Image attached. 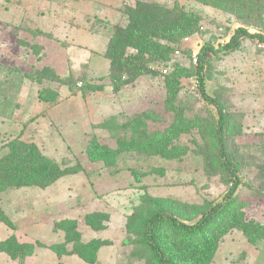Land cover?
Masks as SVG:
<instances>
[{"label": "rangeland", "instance_id": "rangeland-1", "mask_svg": "<svg viewBox=\"0 0 264 264\" xmlns=\"http://www.w3.org/2000/svg\"><path fill=\"white\" fill-rule=\"evenodd\" d=\"M137 3L180 8L198 25L189 45L185 37L167 45L166 59L150 63L148 73L114 94L109 80H90L88 71L97 76L98 65L104 69L107 43L117 26H126L125 9ZM238 28L264 35L196 0H0V157L20 139L66 172L49 188L0 195L15 227L0 223V243L15 236L20 244L42 245L24 259L0 252V264H85L55 226L65 220L76 222L83 244L98 241L94 264H152L139 254L155 214L193 224L220 202L229 186L216 163L217 115L200 97L190 55L208 43L225 46ZM240 41L234 52L207 58L203 76L207 93L228 114V144L242 178L235 204L260 227L248 226L256 231L251 239L231 229L212 245L199 241L200 262L213 251L210 264H264V44ZM98 85L108 95L87 92ZM95 141L113 152L107 161L114 164L90 160ZM170 235L163 231L167 247ZM76 237L70 240L78 243Z\"/></svg>", "mask_w": 264, "mask_h": 264}, {"label": "trees", "instance_id": "trees-1", "mask_svg": "<svg viewBox=\"0 0 264 264\" xmlns=\"http://www.w3.org/2000/svg\"><path fill=\"white\" fill-rule=\"evenodd\" d=\"M196 1L225 11L246 26L264 29V0ZM124 14L127 18L126 26L115 28L104 53V57L110 62L107 79L114 93H119L125 86L133 85L148 73L150 63L166 59L171 50L168 47L169 44H176L180 39L189 36L198 25L197 18L187 16L180 8L167 9L154 3H137L135 7L126 8ZM241 38L257 39L264 44V35L251 34L245 28H238L223 47L215 49L210 43L205 44L200 52L198 66L200 97L206 105L215 109L217 115L214 129L216 163L220 168L218 172L229 186L228 191L220 202L210 205L193 224L181 222L167 213L155 214L148 221L143 250L139 254V258L142 259L146 256L151 257L152 264H210L213 251L211 250L206 260L200 262L201 255L199 257L197 255L199 241L205 243L206 246L210 243L212 245L231 229H237L251 239L252 232L256 233V231L254 229L250 232L247 229L248 226L256 225L254 227L257 229L260 227L259 224L246 221L242 204H235L238 189L242 185V178L239 163L228 144L229 118L225 105L218 98L207 93L206 79L203 76L207 58L234 52L240 47ZM129 49L135 51L136 54L128 55ZM87 89L88 92L103 91L105 88L104 85H98ZM87 92H83V96H86ZM113 119L115 117L105 120L100 127L108 129V121ZM165 139L163 136L160 137L162 141ZM7 149L8 152L0 157V195L22 188L46 189L66 175V172L43 155L34 143L15 139L9 143ZM112 153L108 147L98 144L97 141L88 148L92 162H101L108 166L114 164L107 161V157ZM0 223L9 229H15L1 205ZM88 223L92 228L95 227L91 218ZM55 226L65 233L67 243L74 242L73 254L77 255L83 263L94 264L96 262L100 247L98 241L83 244L80 241V235L76 234L75 221L65 220ZM164 230L166 235L171 234L169 236L170 247L163 242ZM72 235H77L78 243L70 240ZM218 235L219 237L216 238ZM39 246L42 245L20 244L15 236H11L0 243V252L12 259H24L27 256H33ZM50 249H57V246H51ZM172 250L175 255H172Z\"/></svg>", "mask_w": 264, "mask_h": 264}, {"label": "crops", "instance_id": "crops-1", "mask_svg": "<svg viewBox=\"0 0 264 264\" xmlns=\"http://www.w3.org/2000/svg\"><path fill=\"white\" fill-rule=\"evenodd\" d=\"M105 51H106V49H105ZM104 55V54H103ZM105 58V57H104ZM106 59V58H105ZM107 60V59H106ZM109 70H110V62H109V60H107V64H106V66H104V69H103V66H101V65H98V75L96 76V75H94V73H95V71L93 70V69H90V71H88L89 73H88V76H89V78L88 79H90V80H93V78L94 79H98V80H100V79H107V77H108V75H109ZM108 80V79H107ZM104 88L106 89V87H105V85H104ZM98 92H100V93H103V95L105 96V95H108V94H105L104 92H105V90H103V91H98ZM121 92V91H120ZM114 94H118V93H114ZM113 94V95H114ZM116 96V95H115ZM101 107H104V106H101ZM115 107V106H114ZM109 115V114H108ZM108 115H107V117H108ZM114 115H118L117 113H114ZM113 115V116H114ZM105 119H106V117H105ZM100 121V120H99ZM100 124V123H99ZM9 237H11V236H8L7 238H5V239H3L2 241H4V240H6V239H8Z\"/></svg>", "mask_w": 264, "mask_h": 264}, {"label": "built area", "instance_id": "built-area-1", "mask_svg": "<svg viewBox=\"0 0 264 264\" xmlns=\"http://www.w3.org/2000/svg\"><path fill=\"white\" fill-rule=\"evenodd\" d=\"M190 42H191V39L189 38V37H185L184 39H183V44H185V45H189L190 44ZM225 42L226 41H219L217 44H222V45H224L225 44ZM227 44V43H226ZM211 46H213L214 48H215V44L214 43H211ZM202 49V48H201ZM201 49H199L198 51H192L191 52V57H190V60H191V62L195 65V66H199V59H200V52H201ZM175 54L176 55H179L180 54V51L178 50V51H176L175 52ZM162 72H163V74H167L168 73V70L167 69H163L162 70Z\"/></svg>", "mask_w": 264, "mask_h": 264}]
</instances>
